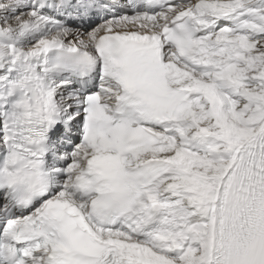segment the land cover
Segmentation results:
<instances>
[{"label":"snow or ice","instance_id":"snow-or-ice-1","mask_svg":"<svg viewBox=\"0 0 264 264\" xmlns=\"http://www.w3.org/2000/svg\"><path fill=\"white\" fill-rule=\"evenodd\" d=\"M0 264H264V0H0Z\"/></svg>","mask_w":264,"mask_h":264}]
</instances>
